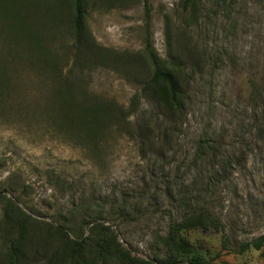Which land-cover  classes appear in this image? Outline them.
I'll list each match as a JSON object with an SVG mask.
<instances>
[{
    "label": "rangeland",
    "instance_id": "1",
    "mask_svg": "<svg viewBox=\"0 0 264 264\" xmlns=\"http://www.w3.org/2000/svg\"><path fill=\"white\" fill-rule=\"evenodd\" d=\"M201 1L206 8L193 23L183 0H148L147 25L145 0H86L87 35L103 54L136 58L128 70L107 65L108 56L102 63L79 55L73 0H0V264L10 218L28 219L41 238L31 264H49L56 251L68 249L58 238L49 244L50 227L86 241L82 264H122L107 251L124 253L123 264L192 257L264 264V0H227L230 13ZM185 29L206 58L201 71L186 69V110L164 147L163 131L172 125H162L151 99H133L141 89H160L147 86L155 70L147 37L167 61ZM71 87L126 112L138 109L131 121L145 116L158 125L156 145L144 151L125 133L107 134L96 149L77 144L76 126L57 112ZM167 175L177 202L210 210L219 227L176 234L173 226L185 215L166 198ZM99 217L94 225L109 229L102 234L87 226Z\"/></svg>",
    "mask_w": 264,
    "mask_h": 264
},
{
    "label": "trees",
    "instance_id": "2",
    "mask_svg": "<svg viewBox=\"0 0 264 264\" xmlns=\"http://www.w3.org/2000/svg\"><path fill=\"white\" fill-rule=\"evenodd\" d=\"M86 0H73L75 15L73 17L72 26L74 29V35L76 40L77 49L80 52L79 55L87 56L86 61L93 62L97 60L98 62L106 63V59H101L108 56L107 65L124 64L128 70L130 67L134 68L137 66L138 60L134 57L129 56L125 61L122 57L116 56L111 53H104L100 49L93 38H90L86 32ZM214 5L223 13H230L232 10V0L231 3L227 0H213ZM4 2V1H3ZM10 2V1H9ZM201 0H183L182 8L183 11H189L191 13L193 23L199 21L200 13L203 8H206ZM146 8V18L147 25L150 24L151 10L148 4V0H145ZM208 11V10H207ZM17 20V18L14 17ZM169 42H174V37L172 35L168 36ZM176 43L170 44L169 60L163 61L158 56L154 49L153 43L150 36L147 37L146 41V51L149 59L155 68L154 74L148 82L147 86L160 88V89H141L140 98L136 95L133 100L138 101L142 98H148L153 101L160 110V115L163 117L162 125L168 123L172 125V128H167L163 131L164 143L162 146L168 147L171 144L170 133L175 132V128L178 123L183 120L184 112L186 110V97L187 91L185 89V84L187 83L186 69L188 67L197 68L201 71L203 68V63L206 58V54L202 53L199 49L197 43H194L192 37L190 36L189 29H185L183 33L177 34ZM129 68H128V67ZM80 89H66L62 92L63 97L60 100V105L57 112L61 114V120H64L65 124L68 126H76L77 132L75 133L76 138H78L77 144L88 146L90 149L92 146L96 149L99 145L101 138H105L107 134H122L125 133L127 136L137 141L142 145L145 150H151L156 143L151 141L154 132L158 125L154 129L151 126V120L147 119L145 116L142 121L132 122L131 118L135 117L137 112L134 109L129 110V112L124 111L122 108H118L112 103H103L97 99L90 98L86 95L81 94ZM79 95V98L77 97ZM139 99V100H138ZM136 112V113H135ZM159 120V119H158ZM170 135V136H169ZM163 152V151H161ZM145 154V153H144ZM164 177H162L163 179ZM165 184L167 185L166 198L170 204L176 206V208L182 209L184 211V219L180 223H175L173 228L175 233L179 234L183 231H189L194 229H201L203 231H209L212 227H219L216 216L210 210H193L190 200L178 201L171 194L173 188L172 184L173 178L167 175L164 178ZM178 203V204H177ZM185 208V209H183ZM186 209H192L191 212L186 213ZM116 214V212H114ZM113 213V215H114ZM122 214V209H120ZM102 217L93 218L92 223L87 224L91 227V232L99 231L101 234L107 232L109 229L102 225H94L101 221ZM8 231H10L8 239V249L3 256L4 264H31L30 253L33 246H40L39 242L41 238L37 237L33 229H29V221L22 220L17 222V219L10 218L7 220ZM49 231L53 232V238L49 241V244L54 242L55 238L59 240H64L68 245V249H63L61 251H56L50 259L49 264H82L83 257L85 256L84 251L87 248L86 241L83 239L72 240L67 234L63 227H50ZM34 231V232H33ZM13 234V235H12ZM12 235V236H11ZM39 238V239H38ZM53 240V241H52ZM43 244V243H42ZM45 244V242H44ZM66 245V246H67ZM118 248V247H117ZM250 246H245L241 250V253L248 250ZM94 249L99 252V256L103 257L105 250L102 245L96 244ZM61 252V253H60ZM111 260L117 261L120 258L122 264L127 260L124 253L117 254L115 251H107ZM37 254L38 251H37ZM119 255V256H118ZM117 257V258H116ZM105 264L108 263L104 260ZM95 263V262H94ZM159 264H204L200 258L192 257L187 260L169 259L165 261H159Z\"/></svg>",
    "mask_w": 264,
    "mask_h": 264
}]
</instances>
